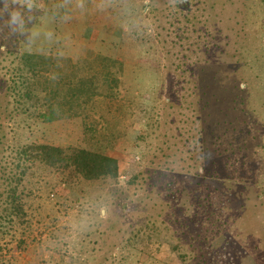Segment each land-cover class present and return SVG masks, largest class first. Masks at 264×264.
Returning <instances> with one entry per match:
<instances>
[{
  "label": "rangeland",
  "instance_id": "1",
  "mask_svg": "<svg viewBox=\"0 0 264 264\" xmlns=\"http://www.w3.org/2000/svg\"><path fill=\"white\" fill-rule=\"evenodd\" d=\"M148 1L92 0L89 13L97 15L86 35V11H78L86 0H38L53 21L52 40L40 39L38 49L74 59L91 49L124 56L120 132L91 143L119 159L123 189L103 192L95 204L89 197L76 201L63 185L55 192L40 189L28 240L39 244L59 229L61 239L76 245L74 254H94L88 264H133L122 255L134 252L122 247L149 222L165 244L155 242L154 258L143 264H225L224 254H231L229 264H264V24L241 14L249 0H188L187 6L158 0L161 10L142 18ZM116 2L124 3L120 16L133 10L139 42L126 36L128 23L108 28L112 19L104 14ZM223 60L239 67L219 68ZM209 61L216 62L208 76L218 85L194 91L193 73ZM207 93L216 101L204 120L200 106ZM1 123L9 141L88 146L81 119L35 123L16 116ZM168 188L180 197L173 200ZM2 246L4 254L17 255L14 264L42 257L31 246L15 250L11 237Z\"/></svg>",
  "mask_w": 264,
  "mask_h": 264
},
{
  "label": "trees",
  "instance_id": "2",
  "mask_svg": "<svg viewBox=\"0 0 264 264\" xmlns=\"http://www.w3.org/2000/svg\"><path fill=\"white\" fill-rule=\"evenodd\" d=\"M166 1L170 2V0ZM182 1L183 6L190 4L188 0H173L177 4H181ZM248 2L245 4V11H241V14L252 24H261V22L264 24V0ZM118 3L115 4L116 6L106 8L104 15L111 16L112 19L108 28L114 27V21L121 25L128 23L129 32L125 34L137 43L139 26L133 24L131 13L133 10L130 8L124 16H120L119 9L124 8L122 6L124 3ZM38 4L41 9L40 2ZM93 4L92 0H86L85 7L78 10L86 11L85 19L89 24L86 26V35H89L94 24L93 21L90 25L92 18H96L97 15V13L93 15L89 13L88 9ZM161 6L158 0H149L142 5L140 14L142 18H148L154 12L160 11ZM62 8L65 6L62 5ZM67 12L71 14V11L67 10ZM96 12L101 10L97 9ZM35 14L38 25L53 30L50 28L53 21L47 20L51 17L48 11L41 9ZM159 21L157 19V22ZM156 30L160 32L159 25L156 26ZM144 33L151 34L148 29ZM40 39L46 41L43 34L36 43ZM113 42L118 46V42ZM36 43L27 47L24 38L13 34L7 26L6 18L0 16V100L3 99L5 103L3 109V105L0 106V120L16 116L35 123L81 119L88 146H62L40 142L17 143L13 139L9 141L0 121V264H14L18 261L16 254L3 253L2 243L6 237H11L15 250L23 252L31 246L34 250L42 251L39 261H31L28 264H88L91 263L94 254H74L76 245L61 239V233H57L59 229L51 230L50 235L39 244H35V238L28 240L27 233L31 232L30 228L33 227L35 216L32 203L40 189L55 192L61 185L68 188L76 201L89 197L94 204L101 200L100 196L104 195L103 192H117L123 189L119 185V159L99 149L97 145L92 146L91 143L98 144L101 138L112 137L120 132L121 116L118 112H120L119 104L124 85L125 60L120 50L114 54H105L95 49L86 51L76 59L65 55L63 56L66 59H61L58 53H54L53 48L45 52L38 49ZM235 48L239 53L237 61H240L241 51L239 47ZM218 63L219 68L230 66L237 69L240 62L230 63L223 60L222 63ZM60 64L62 66L58 67ZM215 65L216 62H205L198 67V73H193L197 75L194 91L199 88L207 91L218 85V82L208 76ZM53 73H58L59 79L55 81L50 79ZM216 96L220 101V94ZM215 101V95L207 93V98H204V103L200 106V110L206 113L204 120L209 119L210 108ZM10 105H13L12 108L9 107ZM246 110L244 107L243 111ZM102 120H105V125L100 122ZM142 131H145V128ZM140 137L145 139L144 136ZM137 177L134 175L129 180V185H134ZM170 189L172 188H168L167 191H170L173 200L178 199L179 192ZM160 234L161 231L158 229L156 233L152 232L149 222L136 228L132 237L122 247L133 251L134 254H123L122 257H131L133 264H143L153 259L154 243L165 244ZM165 242L173 249L178 248L170 240ZM160 248L161 246L157 247V250ZM64 249L66 250L63 252ZM44 253L49 254L44 258ZM180 255L186 261L187 255ZM230 255L224 254L225 264L232 261Z\"/></svg>",
  "mask_w": 264,
  "mask_h": 264
},
{
  "label": "clouds",
  "instance_id": "3",
  "mask_svg": "<svg viewBox=\"0 0 264 264\" xmlns=\"http://www.w3.org/2000/svg\"><path fill=\"white\" fill-rule=\"evenodd\" d=\"M170 6H174L173 0H170ZM83 7V3L80 4ZM41 11L38 0H0V16L6 18L9 30L24 38L27 47L36 43L37 39L43 34L49 42L52 40L53 32L43 25L36 23V12ZM61 59H66L63 53H58ZM62 64L58 65V67ZM50 79H59L58 73H53Z\"/></svg>",
  "mask_w": 264,
  "mask_h": 264
}]
</instances>
